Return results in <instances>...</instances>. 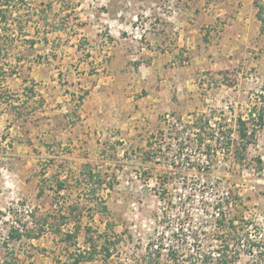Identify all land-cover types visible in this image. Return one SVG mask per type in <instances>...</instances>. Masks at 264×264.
I'll return each instance as SVG.
<instances>
[{
    "label": "rangeland",
    "instance_id": "1",
    "mask_svg": "<svg viewBox=\"0 0 264 264\" xmlns=\"http://www.w3.org/2000/svg\"><path fill=\"white\" fill-rule=\"evenodd\" d=\"M15 1L17 6L13 18L20 15V20L26 22L28 32L25 33L30 34L18 37L10 54L0 58V64L5 67L0 71V264H4L7 257L10 259L8 251L11 248L20 264H77V261L68 259V252L78 245L65 240V234L70 229L74 231L77 225L80 227L77 231L81 233L84 227L92 230L102 224L91 216L82 219L75 174L70 177L73 182H65L67 177H63L65 174L62 171L74 159L65 156L66 147L60 142L55 141V150L48 152L45 148L47 138L42 137L40 142L36 140L38 147L30 145L28 150L23 144L33 141L20 139L24 138L23 132L27 128V124L23 127L24 121L44 106L45 93L42 89L45 79L49 80L58 73L57 68H61L57 78L61 81L66 79L67 73L62 72V68L65 69L68 59L64 62L62 59L63 56H71L70 59L74 60L78 56L79 52H75L74 47L76 39H80L77 41L78 48L82 49V57L86 61L92 63L95 58L91 59V56L99 57L94 63L98 67L108 65L114 46L108 27H91L90 23L82 27L81 22H76L77 11H68L64 0L61 6V0ZM151 1L161 4L165 19L172 15L177 17L182 9L180 0ZM260 7L264 9V3ZM140 16L144 19L140 18L138 27L127 31L136 39H150L156 26L147 21L143 13ZM117 28H112L113 32L118 31ZM227 31L228 28L224 27L222 34ZM248 33L243 37L227 36L225 43L217 39L216 33L214 39H203L193 51L182 45L178 55L160 58L162 69L176 71L174 76L168 77L175 80V87L178 85L175 92L184 96H180V100L194 99L196 105L190 108L192 110L177 108L174 113L162 117L164 121L162 127H158V134L162 138L177 139L178 146L174 147V151L178 147L196 166L201 165V152L205 149L201 148L200 141L205 142L206 148L213 149L209 156L211 166L184 169L180 164L171 165L170 156L165 155L162 148L157 152L160 160L152 159L157 166L149 169L139 164L140 160L131 161L130 156L118 155L117 151L106 154L108 163H97L101 169L95 178L97 181L102 183L110 177V181H122V186L125 185L112 189L114 199L109 212L114 218L106 223V227L124 229L126 234L112 239V244L121 247L125 241L132 248L134 260H141V264H188L193 247L206 252L220 245L214 229L218 212L214 206L228 192L232 194L230 202L234 207L237 203L238 214L253 220L255 227H259L252 229L251 234L264 238V21L261 20L256 29L249 28ZM44 37L48 40L45 41ZM29 39H35V44L31 45ZM127 41L133 42L126 43L127 47L140 45ZM133 54L132 66L140 64L141 56ZM144 60L146 62V58ZM11 70L15 73H10ZM9 93L13 94V98L6 96ZM84 96L85 93L79 94L77 103ZM27 102L29 110L22 108ZM18 106H21L22 114L16 116L15 107ZM243 126L247 136L241 140ZM227 139L230 144L225 142ZM165 142L169 150L170 142ZM242 143H246V148H242ZM221 148L226 149L225 156ZM237 149L246 156L239 162L235 155ZM257 157H261V164L256 163ZM225 160L229 166L225 167ZM86 178L93 179L90 176ZM127 180L130 181L128 185ZM58 182L64 188H58ZM149 182L153 186L147 185ZM41 189L43 192L39 196ZM119 198H133L140 202L141 217L146 224L141 220L137 229L145 234H132L128 205L125 201L119 202ZM60 201L62 203L55 210L54 204ZM104 202L99 200L96 204L100 213L108 211ZM60 214L70 215L72 219L74 214L76 216L74 220L63 223ZM23 225L33 234L40 232V235L9 241V230ZM49 231L56 233L53 239L45 235ZM228 237L230 248L238 251L236 264L257 260V255L243 246L241 238L235 240L236 233H228ZM77 238L78 241L83 239ZM154 242L178 244L182 251L168 253L154 250L150 247V243ZM46 245L51 247L46 248ZM89 256L75 258L84 264L83 260H88Z\"/></svg>",
    "mask_w": 264,
    "mask_h": 264
},
{
    "label": "crops",
    "instance_id": "2",
    "mask_svg": "<svg viewBox=\"0 0 264 264\" xmlns=\"http://www.w3.org/2000/svg\"><path fill=\"white\" fill-rule=\"evenodd\" d=\"M180 1L181 12L177 17L172 15L166 19L161 4L151 0L63 1L68 11H77L76 22H81L82 27L89 23L91 27H108L114 46L108 65L98 67L94 63H97L99 57L91 56V59L95 58L92 63L86 61L82 57V49L78 48L77 41L80 39H76L74 47L75 52H79L78 56L74 60L70 59L71 56H63L62 59L63 62L68 59L65 69L62 68V72L64 70L67 73L66 79L61 81L57 78L61 74V68L56 69L59 71L52 78L45 79L42 89L45 93L44 106L35 115L27 117L23 124L24 128L27 124L23 132L24 138H19L21 141H33L31 144H23L27 150L30 145L37 148L42 137L47 138L45 148L48 152L55 150L56 142L66 147L65 156L69 155L74 161H69V165L63 169V177H67L65 182H73L70 177L74 174L77 177L76 189L82 219L91 216L102 224L99 228L91 230L84 227L81 233L78 232V237L83 239L78 241L77 238L74 246L78 247L69 250V260L81 264L82 261L75 256L89 254L88 260H83L85 256L81 257L84 264H141V260H134L132 248L125 241L121 247L119 244H112L111 240L115 237L126 235L123 233L124 229L106 227V223L114 218L109 212L114 199L112 189L125 185L122 186V181H97L95 178L101 171L97 163H108L106 154L117 151L118 155L130 156L131 161L140 160L139 164L145 169L157 166L152 159L158 157L157 152L162 148L163 138L157 131L158 127H162V117L169 116L177 108L192 110L190 108H195L196 105L194 99L180 100V96H184L175 92L178 85L175 87V80L168 77L174 76L173 72L176 71L168 67L167 70L162 69L160 58L164 55H168L167 58L178 55L182 45L193 51L203 39H214L216 33L221 43L227 41V36L243 37L246 36L245 33L250 34L248 29H256L261 21L257 12L259 5L264 3V0ZM60 2L61 6L62 0ZM142 13L147 21L156 26L150 39H136L135 35H129L131 33L127 31L138 27V21L144 19L140 16ZM114 27H118V31L113 32ZM224 27L229 31L222 34ZM127 39L135 41L134 44L139 43V47H127L126 43L130 42ZM93 52L90 51L91 54ZM134 52L141 56L142 62L132 66L131 57L135 55ZM84 93L85 96L77 103L78 95ZM23 107L30 109L28 102ZM18 109L20 113H14L16 116L22 114L21 106ZM85 164L90 167L84 166ZM86 176L93 179L89 180ZM69 188L72 189L73 186L70 185ZM100 189L102 190L99 191ZM68 193L71 194V190ZM132 199H118L119 202H126L129 213ZM99 200H105L103 204L107 205V212L100 213L96 205ZM100 214L101 218L98 219ZM45 235L53 239L56 233L49 231ZM89 236L93 237V241L88 240ZM50 242L51 240L48 243ZM50 247L46 245V248Z\"/></svg>",
    "mask_w": 264,
    "mask_h": 264
},
{
    "label": "trees",
    "instance_id": "3",
    "mask_svg": "<svg viewBox=\"0 0 264 264\" xmlns=\"http://www.w3.org/2000/svg\"><path fill=\"white\" fill-rule=\"evenodd\" d=\"M22 1L24 2V0ZM16 6L17 5L15 0H0V58L6 57L10 54V50L13 48V45L15 44V41L17 40L18 37L21 36L26 37L29 36L30 34V33H25L28 32L26 29V22L20 20L19 17L20 15L17 16L16 19L13 18V14ZM257 16L259 19L264 21L263 7L262 8L260 7ZM10 20L12 22H10ZM44 40L47 41L48 38L44 37ZM29 42L31 45H34L35 39H29ZM4 68L5 67L2 64H0V71L3 70ZM10 73L14 74L15 70H11ZM31 91H34V89H31ZM6 96L13 98V94L11 93H9ZM15 109H17V113H20L18 107H15ZM242 124L244 125L245 122L242 121ZM240 135L242 136L241 140H244L245 137L247 136V130L245 129L244 126L240 130ZM217 140L219 139H216V141ZM225 142H228V139ZM201 143L202 142L200 141V145ZM228 144H230V141L228 142ZM242 146H243L242 148H244V146L246 148L247 145L246 143H242ZM235 155L237 161L246 158V156H243L244 154L241 153V151H238V149L237 152L235 150ZM255 161L257 164L262 163L261 157H257ZM58 188L62 189L64 188V185L58 182ZM42 192L43 190L41 189L38 195L40 196ZM231 195H229L223 202H221V206L230 205ZM235 205L236 206L234 207V205L232 204L231 207H229L228 214L222 213V216L217 220V226L215 231L217 232V238L220 241V245L206 252L201 251L200 248L196 249L194 253L189 255L190 262L188 264H236L238 261V259H236L238 255V251L237 249L230 248V241H229L230 238L228 237V233L231 234L233 232L236 233L235 240H237V237L238 239L241 238L243 241V246H246L247 248L250 249L249 251L251 253H255L257 255V260L253 259L252 262H248L246 264H264V238H262V236L259 237L257 235L251 234L252 229L255 228L258 229L259 227H255L256 225L253 222V220L250 221L246 219L244 215H239L238 209L236 210L237 203ZM73 208L74 211L77 210L75 206ZM54 209L56 210L57 208ZM69 216L60 214V218L62 219L61 221L64 223L69 219L74 220L76 215L75 214L73 215V219L72 216H70L71 218ZM77 216L79 217L80 215ZM79 228H80L79 225H77L74 231L66 233L64 239L70 242L74 241L73 244H76L78 237L77 230ZM263 229L264 227L262 228V230ZM39 233L33 234L32 232L27 230V228H25L24 225L22 227H13L9 230L8 240L9 241L13 239L21 240L23 236L38 237L40 235ZM224 237L225 239H223ZM88 240L93 241V237L89 236ZM8 252H10L8 253L10 259H8L7 257L4 260V264H20L18 258L14 256V250L11 248ZM174 252L177 253L176 251L173 250H170L168 253H174Z\"/></svg>",
    "mask_w": 264,
    "mask_h": 264
},
{
    "label": "built area",
    "instance_id": "4",
    "mask_svg": "<svg viewBox=\"0 0 264 264\" xmlns=\"http://www.w3.org/2000/svg\"><path fill=\"white\" fill-rule=\"evenodd\" d=\"M172 119L175 121L174 117H172ZM165 141L170 142V149L169 150L166 148V144H168V143H166ZM163 142H165V143H163ZM176 146H178V140L177 139H175V138H167V137L163 138V140H162V151H164L165 155H169L170 156L169 160H170V162H172L171 165L178 166L180 164V166H182L184 169H189V168H191V169H196V168L205 169L206 167L211 166L209 156H210V153H211L210 151H212L213 149L209 150L208 148H206V143L205 142L200 145L201 148H205V149L201 152L203 159L200 160L201 165H198V166L193 165L192 163H190V161H189L190 159H186V157H185L186 154L185 153H181L178 147L174 151V147H176ZM221 149L223 150L222 155L225 156L226 153H227L226 149L225 148H221ZM156 160H160V156L157 157ZM224 164H225V167L229 166L227 161ZM107 179L109 180L110 177H107ZM126 184L127 185L130 184V181L127 180ZM147 185L153 186L151 182L147 183ZM228 196H229V192L227 193L226 196L220 198L218 200V202H217V205L214 206V208H216L218 210L217 215H216V221H215V224H214V229H216L218 218H220L222 216V213L228 214L229 207H231V205H232V202H230V205L221 206V202H223ZM61 203H62V201H60V203L54 204V208H57L58 204H61ZM225 208H228V210H226ZM142 215H143V213L141 211L140 202L136 201L135 199H132V201L130 203V220L131 221H130L129 228H130L132 234H134V235L135 234L136 235L137 234L138 235L145 234V233L141 232L139 229H137L138 223H140V221L143 220V218L141 217ZM144 223H145V221H144ZM150 247L152 249H154V250H158V251H161V252H169L170 250H173V251H176V252H181L182 251V247H180L178 244L174 245V244H170V243H167V242L150 243ZM196 249H198V248H194L193 247L191 249V253H194V251H196Z\"/></svg>",
    "mask_w": 264,
    "mask_h": 264
}]
</instances>
